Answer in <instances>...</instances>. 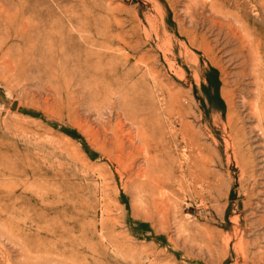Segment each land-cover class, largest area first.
<instances>
[{"label":"rangeland","instance_id":"374dc122","mask_svg":"<svg viewBox=\"0 0 264 264\" xmlns=\"http://www.w3.org/2000/svg\"><path fill=\"white\" fill-rule=\"evenodd\" d=\"M261 63L264 0H0V264H264Z\"/></svg>","mask_w":264,"mask_h":264},{"label":"bare ground","instance_id":"6f19581e","mask_svg":"<svg viewBox=\"0 0 264 264\" xmlns=\"http://www.w3.org/2000/svg\"><path fill=\"white\" fill-rule=\"evenodd\" d=\"M261 51H262V50H261ZM258 61H259V60H258ZM255 62H256V61H255ZM251 64H253V62H252ZM257 64H260V63H257ZM261 64H262V63H261ZM252 66H253V65H252ZM242 68H243V67H242ZM258 69L261 70V73L259 72V73H260L259 76L261 77L262 74L264 73V64L258 66ZM241 71H242V70H241ZM259 76H258V77H259ZM251 77H252V74H251ZM263 77H264V74H263ZM263 77H262V80L264 79ZM253 78L256 79V77H253ZM253 80H254V79H253ZM260 80H261V79H260ZM262 80H261V81H262ZM255 81H256V80H255ZM255 81H254V82H255ZM263 81H264V80H263ZM256 83H258V82H256ZM257 85H258V84H257ZM263 85H264V84H261L262 87H263ZM258 86H260V84H259ZM258 86H257V89H256L257 91H258ZM263 91H264V88H263ZM259 93H260V92H258V94H259ZM258 94H256L255 96H257ZM258 97H259V96H258ZM262 98H263V97H262ZM262 98H261V100H262ZM256 99H258V98H256ZM261 100H260V101H261ZM258 101H259V100H258ZM260 101H259V102H260ZM262 101H263V100H262ZM260 104H261V103H260ZM254 105H255V104H254ZM260 106H261V105H260ZM257 108H258V107H257ZM261 108H263V110H264V107H263V106H262ZM254 110H255V112H253V114H257V110L259 111V108H258L257 110H256V109H254ZM261 113L264 114V111L261 112ZM263 114H262V116H263ZM258 115H259V116H257V117H260V113H258ZM234 116H235V114L233 115V117H234ZM262 118H263V117H262ZM260 119H261V117H260ZM260 119H258V120H260ZM233 120H234V119H233ZM259 122H260V121H259ZM261 122H262V120H261ZM235 124H236V123H235ZM239 124H240V123H239ZM239 124H238V125H239ZM260 124H261V123H260ZM258 125H259V124H258ZM228 126H229V124H228ZM229 127H230V126H229ZM259 127H260V126H259ZM230 128H231V127H230ZM260 128H261V127H260ZM231 129H232V128H231ZM231 131H232V130H231ZM233 131H234V130H233ZM243 131H244V130H243ZM238 132H240V131H238ZM263 132H264V129H263ZM235 134H236V133H235ZM240 134H241V133H240ZM241 135H242V134H241ZM239 136H240V135H239ZM239 136H237V137H239ZM230 138H232V137H230ZM235 138H236V137H235ZM241 138H242V137H241ZM241 138H240V139H241ZM236 140H237V139H236ZM236 140H235V141H236ZM238 140H239V138H238ZM232 141H233V139H232ZM235 143H237V141H236ZM238 143H239V141H238ZM236 145H237V144H236ZM239 145H240V144H239ZM239 145H238V146H239ZM241 145H242V144H241ZM233 148H234V147H233ZM238 151H239V150H238Z\"/></svg>","mask_w":264,"mask_h":264}]
</instances>
